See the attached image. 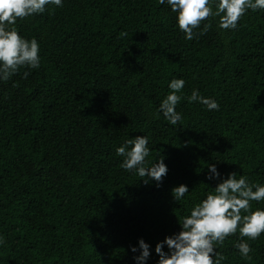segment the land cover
<instances>
[{
	"label": "trees",
	"instance_id": "obj_1",
	"mask_svg": "<svg viewBox=\"0 0 264 264\" xmlns=\"http://www.w3.org/2000/svg\"><path fill=\"white\" fill-rule=\"evenodd\" d=\"M219 19L187 40L167 0H62L8 26L37 40L40 66L0 79V264H137L141 239L158 264L157 243L230 173L264 186V9L232 30ZM173 79L185 81L177 125L159 111ZM193 90L219 109L189 103ZM136 136L146 168L167 166L159 185L120 167ZM214 247L221 264H264V233Z\"/></svg>",
	"mask_w": 264,
	"mask_h": 264
},
{
	"label": "clouds",
	"instance_id": "obj_2",
	"mask_svg": "<svg viewBox=\"0 0 264 264\" xmlns=\"http://www.w3.org/2000/svg\"><path fill=\"white\" fill-rule=\"evenodd\" d=\"M159 3L163 5L165 0H159ZM49 4L62 7V0H0V79L8 80L21 67L39 68L37 40H26L18 34L15 27L8 26H14L18 18L43 13ZM167 4L177 13V25L187 40H192L194 29L214 15L220 18L221 29L232 30L237 28L247 9H264V0H218L215 12L210 6V0H167ZM210 26L206 24L200 34L206 33ZM27 75L25 72V78ZM184 84L183 79H173L169 84L170 94L160 104L159 111L171 125H177L181 120L176 106L182 97L177 93L183 89ZM194 101H199L209 111L219 109L216 101L201 97L196 90L188 97L189 103ZM147 145V137L136 136L129 139L125 146L117 148V155L124 157L120 167L129 172L136 171L141 178H150L159 185L167 175V166L163 160L151 168L144 166L145 158L149 155ZM128 146H131L130 150ZM208 167L210 175L207 178H219L220 173L215 165ZM147 182L145 179V183ZM188 192V187L183 184L172 190L176 201L181 200ZM214 192L215 194H208L206 199L196 204L190 215L179 222L182 230L178 234L157 243L155 251L159 255L158 264H221L224 257L216 252V243L222 245L225 238L236 234L237 230L242 238L251 240H256L264 233V210L250 212L251 201L264 200V186L250 185L243 175L237 179L236 173H230L227 179L215 187ZM242 210L250 214L242 216ZM165 244L169 249L168 253L163 251ZM235 247L243 258L251 259L248 243L240 242ZM139 250L140 255L135 257L137 264H145L150 252L149 245L143 239L139 241ZM132 251L136 252L137 248H132Z\"/></svg>",
	"mask_w": 264,
	"mask_h": 264
}]
</instances>
